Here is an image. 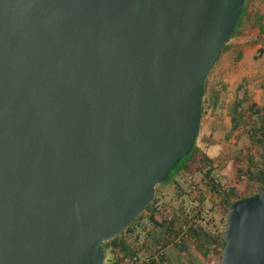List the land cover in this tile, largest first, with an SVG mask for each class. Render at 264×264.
Returning <instances> with one entry per match:
<instances>
[{
	"label": "water",
	"instance_id": "95a60500",
	"mask_svg": "<svg viewBox=\"0 0 264 264\" xmlns=\"http://www.w3.org/2000/svg\"><path fill=\"white\" fill-rule=\"evenodd\" d=\"M247 0H0V264H100L193 145ZM217 264H264V184Z\"/></svg>",
	"mask_w": 264,
	"mask_h": 264
},
{
	"label": "rangeland",
	"instance_id": "374dc122",
	"mask_svg": "<svg viewBox=\"0 0 264 264\" xmlns=\"http://www.w3.org/2000/svg\"><path fill=\"white\" fill-rule=\"evenodd\" d=\"M250 23L256 25L250 28ZM233 32L203 81L199 129L190 169L198 164V157L204 152L212 158L213 169L223 181V187L233 186L235 193L243 196L257 189L248 176L264 169L261 130L264 126V0H247ZM205 189L211 194V189ZM173 236L172 233L165 244L170 261L189 264L184 250L171 243L176 238ZM187 246L194 250L191 243ZM218 260L219 255L208 253L203 258L197 255L193 264H217Z\"/></svg>",
	"mask_w": 264,
	"mask_h": 264
},
{
	"label": "trees",
	"instance_id": "16d2710c",
	"mask_svg": "<svg viewBox=\"0 0 264 264\" xmlns=\"http://www.w3.org/2000/svg\"><path fill=\"white\" fill-rule=\"evenodd\" d=\"M246 6L237 16L233 31ZM257 24L260 30L261 25ZM254 25L250 23L249 27ZM195 147L194 142L168 170L165 180L155 185L153 198L142 212L118 235L103 241L104 257L100 264H172L165 249L166 240L172 233L174 238H179L171 243L184 250L189 264L195 262L197 255L201 258L208 253L219 255L224 215L229 203L239 195L233 186L223 187V181L213 169L212 158L204 152L198 157V164L190 169ZM248 177L257 189L244 195L258 191L264 184V169L254 171ZM205 188L211 189V194ZM193 190L196 192L192 196ZM190 243L194 250L187 248ZM133 256L134 262L124 260Z\"/></svg>",
	"mask_w": 264,
	"mask_h": 264
},
{
	"label": "built area",
	"instance_id": "2783aa9c",
	"mask_svg": "<svg viewBox=\"0 0 264 264\" xmlns=\"http://www.w3.org/2000/svg\"><path fill=\"white\" fill-rule=\"evenodd\" d=\"M240 176H242V175H240ZM134 259H135L134 256L131 258H127V257L124 258V260L127 261L128 263L134 262L135 261ZM209 264H216V263H209Z\"/></svg>",
	"mask_w": 264,
	"mask_h": 264
}]
</instances>
